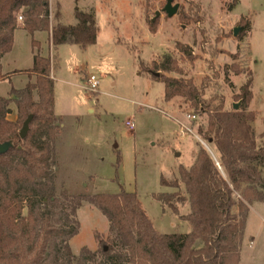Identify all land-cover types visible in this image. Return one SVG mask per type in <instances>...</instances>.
Instances as JSON below:
<instances>
[{
  "label": "rangeland",
  "instance_id": "374dc122",
  "mask_svg": "<svg viewBox=\"0 0 264 264\" xmlns=\"http://www.w3.org/2000/svg\"><path fill=\"white\" fill-rule=\"evenodd\" d=\"M232 1L173 0L179 9L168 17L162 12L165 0H49L50 26L75 24L78 8L91 11L98 28L96 42L85 48L73 43L54 47L47 31L34 35L40 54L52 61L54 112L59 117L57 194L117 193L123 188L136 193L158 232L189 229L188 222L179 218L187 211L186 202L173 201L178 208L175 214L153 195L176 190L162 186L161 176L178 177V166L188 167L199 146L213 153L199 132L205 129L207 117L195 113L180 97L165 101L164 84L151 73L160 74L153 63L171 56L184 78L206 86L203 97L216 94L230 109L239 104L235 95L251 71L247 110L254 113L250 124L256 141L264 144L260 135L264 131V0H237L235 5ZM157 11L160 15L151 22ZM247 22L249 29L242 33ZM235 27H239L236 36ZM30 39V34L23 37L19 50L29 48ZM234 67L244 72L238 74ZM22 74L12 82H0V95L7 96L11 86L21 88L35 80ZM88 78L98 81L95 90ZM34 99H38L35 92ZM7 118H17L13 104ZM180 191L184 193L183 185ZM75 218L78 233L69 241L74 255L82 247L96 251L110 242L109 222L91 203L83 201ZM238 264H264V202L249 206Z\"/></svg>",
  "mask_w": 264,
  "mask_h": 264
},
{
  "label": "trees",
  "instance_id": "16d2710c",
  "mask_svg": "<svg viewBox=\"0 0 264 264\" xmlns=\"http://www.w3.org/2000/svg\"><path fill=\"white\" fill-rule=\"evenodd\" d=\"M24 7L22 27L32 36V66L14 73L35 80L22 88L11 86L6 97L0 96V143H12L0 154V264H238L249 206L264 202V144L257 143L250 124L254 113L247 110L252 72L235 95L239 107L226 109L220 96L203 97L206 86L184 78L175 58L165 56L159 64L153 63L161 73H151L152 78L163 82L165 101L180 97L195 113L206 115V127L199 132L213 150L199 146L189 167L178 166V177L167 180L161 176L162 186L176 190L153 198L175 214L178 208L173 201L187 202L189 212L179 218L188 222L190 231L160 233L134 192L121 188L117 193L92 195L56 193L59 125L54 113L52 61L40 54L33 33L47 31L54 47L73 43L85 48L96 42L98 28L91 11L76 8V24L50 26L49 0H0V59L12 48L13 32L19 27L16 15ZM248 29L249 22L242 26V33ZM187 56L192 59L191 54ZM170 72L180 76L163 74ZM5 79L0 64V81ZM11 104L17 113L15 121L7 118ZM30 115L28 132L20 138L19 130ZM83 201L108 220L110 242L96 251L82 247L74 255L69 241L78 233L75 215ZM198 240L201 247L194 246Z\"/></svg>",
  "mask_w": 264,
  "mask_h": 264
},
{
  "label": "crops",
  "instance_id": "0c3cea01",
  "mask_svg": "<svg viewBox=\"0 0 264 264\" xmlns=\"http://www.w3.org/2000/svg\"><path fill=\"white\" fill-rule=\"evenodd\" d=\"M85 11H87V10H85ZM76 23H77V20H76L75 24ZM18 26L19 27L13 32V43H12L11 50L8 53H6L5 55H3V57L0 59L1 72L7 76V79H5L3 81L12 82V79L15 76L23 75L22 73H14V71L28 69V68H30L32 66L33 49H32V46H31V39H30V47L29 48H24V50H22V49L19 50V46H18L19 41H21L23 39V37H26V35H28L29 33H28V31H26L22 27V24L21 25L18 24ZM38 32H40V31H35L33 33V38H34V35L37 34ZM48 36H49V33H48ZM31 38H32V36H31ZM65 44H67V43H65ZM22 62H27V63L25 65H22ZM82 66L84 67V65H81V67ZM51 76H52V73H51ZM0 82H2V81H0ZM0 96H2V95H0ZM58 119H59V117H58ZM176 155L178 156V154H176ZM193 160L192 159L190 160V164L188 165V167L193 163ZM177 175H178V171H177ZM172 176H174V174ZM186 206H187L186 213L181 214V215H186L189 212V204L187 202H186ZM183 222H185V221H183ZM189 231H190V226H189V229L187 231H185L184 233H187ZM194 246L195 247H201L202 246V242L200 240H198V241H196Z\"/></svg>",
  "mask_w": 264,
  "mask_h": 264
},
{
  "label": "water",
  "instance_id": "95a60500",
  "mask_svg": "<svg viewBox=\"0 0 264 264\" xmlns=\"http://www.w3.org/2000/svg\"><path fill=\"white\" fill-rule=\"evenodd\" d=\"M165 1H166V3L164 5V7L162 8V12H164L168 17H172L173 15H175L177 13V11L179 9V4L178 3L173 4V0H165ZM159 15H160V12L157 11L155 13L154 18H152L151 21H155V19ZM238 31H239V27H235L234 30H233L234 36L237 35ZM155 74L158 75V73H155ZM233 107L235 109H237L239 107V104L238 103H234ZM31 119H32V116L30 115L24 120V122L22 124V127L19 130L20 138H24L26 136V134L28 132V129H29V124L31 122ZM11 146H12L11 142L0 143V154L5 153Z\"/></svg>",
  "mask_w": 264,
  "mask_h": 264
},
{
  "label": "built area",
  "instance_id": "2783aa9c",
  "mask_svg": "<svg viewBox=\"0 0 264 264\" xmlns=\"http://www.w3.org/2000/svg\"><path fill=\"white\" fill-rule=\"evenodd\" d=\"M16 21H17L18 23H22V21H23V17H22V14H21V13H17V15H16ZM88 82H89L90 88H91L92 90H95V88H96L97 85H98V81L88 79ZM127 124H128L130 127H133V123H131V122H127Z\"/></svg>",
  "mask_w": 264,
  "mask_h": 264
}]
</instances>
